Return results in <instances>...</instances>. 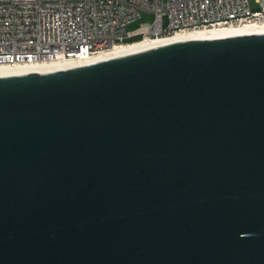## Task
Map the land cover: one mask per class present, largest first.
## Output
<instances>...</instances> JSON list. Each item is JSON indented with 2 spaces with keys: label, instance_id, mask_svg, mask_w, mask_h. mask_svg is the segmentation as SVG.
<instances>
[{
  "label": "water",
  "instance_id": "water-1",
  "mask_svg": "<svg viewBox=\"0 0 264 264\" xmlns=\"http://www.w3.org/2000/svg\"><path fill=\"white\" fill-rule=\"evenodd\" d=\"M0 264H264V33L0 73Z\"/></svg>",
  "mask_w": 264,
  "mask_h": 264
},
{
  "label": "built area",
  "instance_id": "built-area-1",
  "mask_svg": "<svg viewBox=\"0 0 264 264\" xmlns=\"http://www.w3.org/2000/svg\"><path fill=\"white\" fill-rule=\"evenodd\" d=\"M143 14L153 20L128 31ZM260 22L264 0H0V66L83 61L145 38Z\"/></svg>",
  "mask_w": 264,
  "mask_h": 264
},
{
  "label": "bare ground",
  "instance_id": "bare-ground-1",
  "mask_svg": "<svg viewBox=\"0 0 264 264\" xmlns=\"http://www.w3.org/2000/svg\"><path fill=\"white\" fill-rule=\"evenodd\" d=\"M264 33V22L245 24L239 26H226L210 30H189L184 32H177L170 36L156 37V38H145L144 40H139L127 44L114 45L106 51L98 53L88 59L77 62H65L57 64H42L33 65L29 67H5L0 66V73L9 72H21V71H33V70H44V69H54V68H70L82 63L107 58L135 50H141L146 48L158 47L163 45L189 42L195 40L223 37V36H236V35H248V34H259Z\"/></svg>",
  "mask_w": 264,
  "mask_h": 264
},
{
  "label": "rangeland",
  "instance_id": "rangeland-1",
  "mask_svg": "<svg viewBox=\"0 0 264 264\" xmlns=\"http://www.w3.org/2000/svg\"><path fill=\"white\" fill-rule=\"evenodd\" d=\"M152 20H153L152 14H143L136 22L129 24L126 29L128 31L133 30L137 28L141 23L151 22ZM134 39H137V38H134ZM134 39H131V40H134Z\"/></svg>",
  "mask_w": 264,
  "mask_h": 264
}]
</instances>
